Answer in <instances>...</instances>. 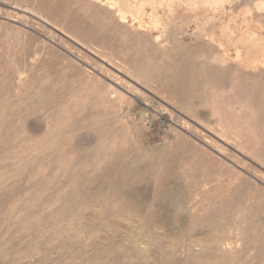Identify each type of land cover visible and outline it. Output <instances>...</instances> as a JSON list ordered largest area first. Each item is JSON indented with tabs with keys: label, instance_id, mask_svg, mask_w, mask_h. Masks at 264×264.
<instances>
[{
	"label": "rangeland",
	"instance_id": "1",
	"mask_svg": "<svg viewBox=\"0 0 264 264\" xmlns=\"http://www.w3.org/2000/svg\"><path fill=\"white\" fill-rule=\"evenodd\" d=\"M74 1H42L68 13L65 30L0 14V264H197L189 259L202 247L189 246L211 235L240 239L222 264H264V123L248 119L239 139L221 135L220 125L240 122L227 114L241 107L230 87L216 103H200L201 92L165 99L160 74L145 84L122 66L152 68L160 52L121 40L104 19L91 23ZM114 89L124 101L102 102ZM144 98L159 105L152 118ZM160 103L186 122L174 125L175 140ZM186 164L194 186L177 180ZM177 182L185 196L198 189L195 213L178 212Z\"/></svg>",
	"mask_w": 264,
	"mask_h": 264
},
{
	"label": "bare ground",
	"instance_id": "2",
	"mask_svg": "<svg viewBox=\"0 0 264 264\" xmlns=\"http://www.w3.org/2000/svg\"><path fill=\"white\" fill-rule=\"evenodd\" d=\"M42 1L0 0L2 7H0V14H6L19 20L25 18V15H32L37 22H43L46 25L52 24L62 30L69 27V23H73L67 12L58 13L61 10L54 9L52 4ZM73 4L92 17L88 16V21L91 23L104 19L113 34L118 35L121 40L127 42L128 39L133 38L139 44L145 40L160 52V61L152 68L144 65L143 60H139L133 65H124L123 63L122 66L129 75L145 84L154 74H160V93H163L165 99H170L168 94L185 93L187 97L182 101L189 103L192 94L201 92L200 103L208 101L216 103L219 100L218 90L230 87L231 91L236 93L234 96L241 107L238 110L229 104L226 106L227 114L232 115L236 111L240 122L230 129L220 125L218 131L221 135L230 134L239 139L241 137L240 127L243 123L252 128L251 122H248V119L251 118L263 125L264 0H76ZM70 35L72 36V34ZM74 38L84 44L76 36ZM94 45L97 46L95 43ZM92 47H94L93 44L91 49L98 56L114 57L111 52L99 45L97 48ZM36 62L37 58L34 57L33 64ZM116 62L118 63L119 60ZM251 80L255 82H252V85L256 86L245 90V85H248ZM18 81L22 84L24 80L20 78ZM123 93L117 89L111 90L103 95L102 102L119 101L122 103L125 99ZM142 100L151 109V112H147L149 113L147 116L154 117L159 105L153 104L147 98ZM183 107L185 106H181V108ZM243 111L248 112L244 113ZM136 118L138 117L135 115V120H137ZM161 119L171 123V126L167 128L173 132V140L177 139L174 125L186 124L184 118L160 103L159 122ZM220 119L221 122L224 120L221 117ZM164 125L162 126L164 127ZM184 166L183 172L179 173L181 179L177 180L184 179L188 186H194L193 182L196 178L192 175L193 167L188 164ZM180 183L175 184L179 187L173 193L179 207L178 212L190 210L195 213L197 211L195 202L200 196L198 189H193L189 196H185L180 193V188L183 186ZM211 183L206 179L200 186H210ZM166 198L169 200L172 197L168 195ZM127 227L129 228V226ZM233 231L237 238L241 237V224L235 226ZM130 236L133 237V234ZM239 244L240 239H225L221 235H211L204 240L195 241L190 244L188 253H193L192 245L201 246L202 250L191 255L189 263L222 264L230 262L231 258L236 255ZM208 253L213 257L206 258L205 254Z\"/></svg>",
	"mask_w": 264,
	"mask_h": 264
}]
</instances>
